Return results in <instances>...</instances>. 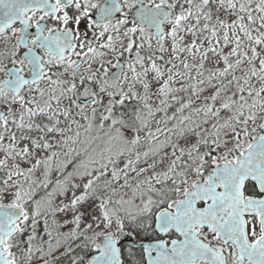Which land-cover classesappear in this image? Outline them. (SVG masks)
I'll use <instances>...</instances> for the list:
<instances>
[{
	"label": "snow or ice",
	"instance_id": "1",
	"mask_svg": "<svg viewBox=\"0 0 264 264\" xmlns=\"http://www.w3.org/2000/svg\"><path fill=\"white\" fill-rule=\"evenodd\" d=\"M0 264H264V0H0Z\"/></svg>",
	"mask_w": 264,
	"mask_h": 264
},
{
	"label": "water",
	"instance_id": "2",
	"mask_svg": "<svg viewBox=\"0 0 264 264\" xmlns=\"http://www.w3.org/2000/svg\"><path fill=\"white\" fill-rule=\"evenodd\" d=\"M128 242L126 241V244H127Z\"/></svg>",
	"mask_w": 264,
	"mask_h": 264
}]
</instances>
